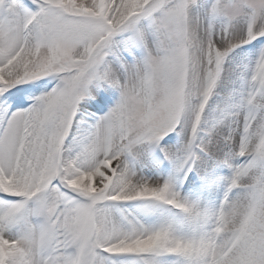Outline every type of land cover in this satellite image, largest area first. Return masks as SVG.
Returning <instances> with one entry per match:
<instances>
[{"label": "snow or ice", "instance_id": "1", "mask_svg": "<svg viewBox=\"0 0 264 264\" xmlns=\"http://www.w3.org/2000/svg\"><path fill=\"white\" fill-rule=\"evenodd\" d=\"M0 264H264V0H0Z\"/></svg>", "mask_w": 264, "mask_h": 264}]
</instances>
